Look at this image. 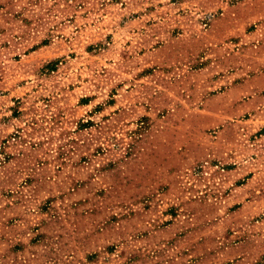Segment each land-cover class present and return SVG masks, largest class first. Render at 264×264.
I'll return each instance as SVG.
<instances>
[{"label":"rangeland","instance_id":"rangeland-1","mask_svg":"<svg viewBox=\"0 0 264 264\" xmlns=\"http://www.w3.org/2000/svg\"><path fill=\"white\" fill-rule=\"evenodd\" d=\"M0 264H264V0H0Z\"/></svg>","mask_w":264,"mask_h":264},{"label":"crops","instance_id":"crops-1","mask_svg":"<svg viewBox=\"0 0 264 264\" xmlns=\"http://www.w3.org/2000/svg\"><path fill=\"white\" fill-rule=\"evenodd\" d=\"M247 170V169H246ZM250 179H252V177H250V178H248V179H246V183L250 180Z\"/></svg>","mask_w":264,"mask_h":264}]
</instances>
